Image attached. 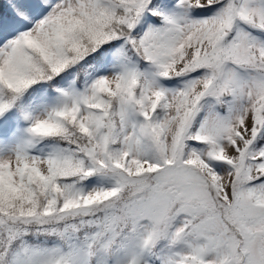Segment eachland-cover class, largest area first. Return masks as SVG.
<instances>
[{
  "label": "snow or ice",
  "instance_id": "6c2138e0",
  "mask_svg": "<svg viewBox=\"0 0 264 264\" xmlns=\"http://www.w3.org/2000/svg\"><path fill=\"white\" fill-rule=\"evenodd\" d=\"M0 264H264V0H0Z\"/></svg>",
  "mask_w": 264,
  "mask_h": 264
}]
</instances>
